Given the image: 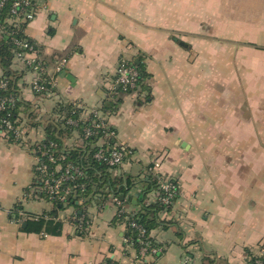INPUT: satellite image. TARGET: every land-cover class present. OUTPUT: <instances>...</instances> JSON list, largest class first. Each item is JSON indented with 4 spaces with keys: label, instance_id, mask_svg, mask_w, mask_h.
Listing matches in <instances>:
<instances>
[{
    "label": "crops",
    "instance_id": "1",
    "mask_svg": "<svg viewBox=\"0 0 264 264\" xmlns=\"http://www.w3.org/2000/svg\"><path fill=\"white\" fill-rule=\"evenodd\" d=\"M36 1L26 37L37 52L11 66L21 74L19 99L29 104L20 109L28 143L0 137V264H135L108 198L87 199L83 236L65 220L72 209L59 213V236L23 231L29 216L52 210L30 188V146L72 108L85 120L100 110L131 148L109 170L118 185L137 182L121 196L130 212L157 201V192L143 193L152 161L178 182L176 203L150 231L156 264H251L264 242V0ZM125 60L146 66L149 89L112 98ZM36 80H52V93H35ZM62 138L81 146L77 133ZM17 204L23 215L13 220Z\"/></svg>",
    "mask_w": 264,
    "mask_h": 264
},
{
    "label": "built area",
    "instance_id": "2",
    "mask_svg": "<svg viewBox=\"0 0 264 264\" xmlns=\"http://www.w3.org/2000/svg\"><path fill=\"white\" fill-rule=\"evenodd\" d=\"M13 0H0V10L5 3ZM40 9L38 4H34L31 0H14L10 9V20L7 21V26H3L6 34L13 36L18 32H23L25 35L21 39H15V44L19 50H27L29 53H36L37 50L30 45L29 39L26 37V27L29 22L33 21L36 17L37 11ZM8 26L12 30H8ZM17 58H24L25 54L18 53ZM25 56V57H24ZM35 63L32 60L31 64ZM66 64L63 60L58 64L57 71H61ZM35 69H40L39 65ZM139 79V71L137 68L128 61H122L116 73V78L111 83V89L120 90L123 92L134 90L137 87ZM36 80L32 83V89L39 94H51L53 90L52 80L48 82L50 87H47L46 82ZM6 82H0V88H5ZM10 104L15 102L14 97H9L0 102V111L4 108L5 103ZM77 110L72 112V116L66 120V124L72 128L80 129L82 137L80 145H83L86 140L93 139L96 141V151L93 158L109 169H118L121 167L125 160L132 155L131 148L117 140V132L108 124L105 117L98 109H92L87 120L79 115V119L74 118ZM88 122V123H87ZM83 124L82 126L80 124ZM0 135H5L9 139L10 135L13 136L12 142L22 144L28 143L29 136L28 129L24 124L14 125L10 120H2L0 125ZM10 140V139H9ZM93 148V149H94ZM30 150L35 158V181L31 185V190L36 197L46 198L48 202L53 205L65 204L67 200L73 197H78L79 193H84L85 184L80 183V180L86 179L84 169L78 163L69 159V153L66 148H59L58 143L54 141H46V139L33 142ZM69 150V149H68ZM162 164L158 160H154L147 168V177L151 176L157 181L158 184V198L157 200L165 205V210L174 206L179 195L178 185L169 179V176L162 173ZM161 168V169H160ZM83 195V194H82ZM80 195V196H82ZM79 196V197H80ZM107 201L112 203L116 210V218H119L121 224L126 226L127 231L130 229L135 233L134 238L139 245V251L134 254L133 258L136 264H156L159 249L153 246L151 241L150 232L147 228L138 222L137 214L132 213L127 209L125 201L118 196H111ZM80 203H83L80 200ZM23 215V212H19ZM71 213L67 219L73 217ZM45 219H52L48 215H44ZM54 220H62L60 217ZM78 223L74 225L77 233H86L89 229V222L84 218L77 219ZM133 237H126L125 242L127 247L132 248ZM251 264H264V242L261 245L259 253L252 259Z\"/></svg>",
    "mask_w": 264,
    "mask_h": 264
},
{
    "label": "trees",
    "instance_id": "3",
    "mask_svg": "<svg viewBox=\"0 0 264 264\" xmlns=\"http://www.w3.org/2000/svg\"><path fill=\"white\" fill-rule=\"evenodd\" d=\"M14 1V0H13ZM13 1H9L5 3L3 8L0 10V65L3 69V75L0 76V82L4 81L6 82L5 88H0V102L5 100L9 97H14L15 102L10 104L8 102L5 103L4 108L0 111V125L2 124V120H10L14 123V125H20L21 119H20V109L22 106L27 107L29 104L25 102L24 100L19 99V88H18V81L21 78V74L17 73L16 71H13L12 61L14 57H18V53H24L26 54L27 50H19L15 44V39H21L25 35L23 32H18L14 34L12 37L6 34V30H3V26H7V21L10 20V9L12 6ZM34 4H37L36 0H31ZM8 30L11 31L12 27L8 26ZM29 41V40H28ZM30 45L33 46L35 50H37V47L30 42ZM133 65L137 68L139 71V79L137 87L134 90H129L126 92L120 91V90H109V94L112 98H115L119 94H128L132 93L135 90L139 89V87H142L143 89H149L147 80L150 77V74L147 72L146 66L144 64L136 65L134 62ZM42 81V80H41ZM42 82H46L47 87H50L48 82L49 80H44ZM41 82V83H42ZM43 84V83H42ZM35 92V91H34ZM36 93V92H35ZM39 94V93H37ZM46 95V94H45ZM115 105H111L113 107ZM76 109H70L66 112H60V115L58 119H54L53 122L47 123V131L49 132L48 136L45 138L46 141H54L58 143L59 148H66L67 152L69 153V159L72 160L75 163H78L81 165V167L84 169L87 178L80 180V183L85 184V191L84 193H79L82 196L73 197L67 200V203L65 204H56L53 205L46 198H38L39 200L47 201L49 204L52 205V210L48 213H43L41 215H32L29 216V219L26 221L27 226L23 229V231L28 233H37L41 234L43 236H59L62 233L63 228V222L60 220H54V218L59 217V213L64 212L66 210L72 209L73 217L70 218V222L73 225H76L78 223L77 219L84 218L86 221L87 218L84 216V205L87 202V199L89 197H92L89 201H102L106 198H109L111 196H118L121 197L127 189H129L131 186H135L137 182H133L131 177H128L125 179V183L123 185H118L120 182L116 179V181H113L110 177L109 173V167L106 165H103L102 163L97 162L93 155L96 151V148L91 149L90 146L85 147L87 144L93 143V139L86 140L83 145L76 148H68L64 141L62 136L64 134L67 135H73L75 133L78 134L79 138L82 137L81 130L72 128L69 125L66 124V120L72 116V112ZM80 113L77 111L74 114V118L79 119ZM104 117V116H103ZM35 122V119L33 120ZM32 123V122H31ZM30 123V124H31ZM88 123V122H87ZM36 124V122H35ZM34 124V125H35ZM83 125L82 123L80 124ZM114 130V128L112 127ZM7 138V137H5ZM10 141L13 139V136L10 135L9 137ZM97 141V140H96ZM95 141V142H96ZM69 149V150H68ZM132 151V150H131ZM133 154V152H132ZM127 160V159H126ZM125 160V161H126ZM120 168V167H119ZM113 170V169H111ZM173 182H175L178 185V182L173 179L172 177H169ZM121 180H124L121 178ZM144 195L148 192H158V184L153 177L148 176L146 179H144ZM179 187V185H178ZM94 194V195H93ZM80 200L83 201V203H80ZM88 202V203H90ZM140 205L142 207L141 211L137 214L138 222L144 225L147 230L150 232L152 229H154L157 226H162V222H160L159 219V213L164 210L166 207L158 200L151 203L150 205H146L143 203V200L140 202ZM23 212V206L22 204H17L10 212V218L11 219H18L19 218V212ZM44 215H48L52 219L48 220L45 219ZM115 221H118L121 223L122 221L119 218H116ZM79 236L85 235V233H78ZM126 237H133L132 239V250L133 253L136 254L139 251V245L136 242L135 233L132 232L130 229L126 233ZM152 239V238H151ZM152 241V240H151ZM153 244V241H152ZM153 246H155L153 244ZM156 247V246H155ZM159 255H157L158 258Z\"/></svg>",
    "mask_w": 264,
    "mask_h": 264
},
{
    "label": "rangeland",
    "instance_id": "4",
    "mask_svg": "<svg viewBox=\"0 0 264 264\" xmlns=\"http://www.w3.org/2000/svg\"><path fill=\"white\" fill-rule=\"evenodd\" d=\"M0 137H3V138H5L6 136L5 135H0ZM36 141H39V140H36ZM35 142V141H34ZM162 168V167H161ZM160 168V169H161ZM61 217V216H60ZM263 243V242H262ZM136 264V263H135Z\"/></svg>",
    "mask_w": 264,
    "mask_h": 264
},
{
    "label": "water",
    "instance_id": "5",
    "mask_svg": "<svg viewBox=\"0 0 264 264\" xmlns=\"http://www.w3.org/2000/svg\"><path fill=\"white\" fill-rule=\"evenodd\" d=\"M136 63H138V62L136 61ZM26 226H27V224H26V223H24V224H23V227L25 228Z\"/></svg>",
    "mask_w": 264,
    "mask_h": 264
}]
</instances>
